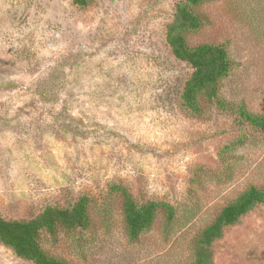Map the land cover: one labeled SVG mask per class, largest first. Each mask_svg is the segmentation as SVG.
<instances>
[{"label": "rangeland", "instance_id": "rangeland-1", "mask_svg": "<svg viewBox=\"0 0 264 264\" xmlns=\"http://www.w3.org/2000/svg\"><path fill=\"white\" fill-rule=\"evenodd\" d=\"M180 0H0V217L31 220L89 196L91 227L42 236L66 264H190L199 233L250 186H264V133L235 111L184 108L192 73L166 43ZM192 46L227 47L223 98L264 115V0H215ZM232 149L225 151L228 146ZM125 186L164 201L129 239ZM213 264H264V206L214 245ZM0 264H32L0 243Z\"/></svg>", "mask_w": 264, "mask_h": 264}, {"label": "trees", "instance_id": "trees-1", "mask_svg": "<svg viewBox=\"0 0 264 264\" xmlns=\"http://www.w3.org/2000/svg\"><path fill=\"white\" fill-rule=\"evenodd\" d=\"M78 7H87L92 0H72ZM215 0H180L175 7L172 22L167 26L166 43L174 57L192 70L184 84L181 100L185 109L195 115L203 114V104L217 105L224 111H235L240 120L264 133V115L254 114L245 105L234 106L222 96V84L234 68L227 47L218 43L192 46L189 37L207 24V17L199 8ZM234 146L230 145L227 150ZM110 192L123 200V221L131 241L151 230L159 212L163 211L167 225H173L176 209L164 201L149 200L139 203L128 188L114 184ZM90 198L82 195L68 208L47 207L31 220H5L0 217V243L20 259L32 264H66L49 255L41 244L42 236L55 237L63 230L67 234L86 231L91 227ZM258 206H264V186H250L235 200L226 205L210 225L204 228L193 244V261L190 264H213L214 245L225 233L239 224Z\"/></svg>", "mask_w": 264, "mask_h": 264}]
</instances>
